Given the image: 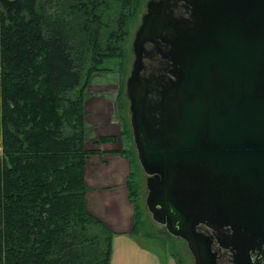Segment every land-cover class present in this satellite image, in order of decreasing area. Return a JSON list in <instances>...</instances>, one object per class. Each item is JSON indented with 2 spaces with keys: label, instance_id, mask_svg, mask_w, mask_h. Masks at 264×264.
<instances>
[{
  "label": "water",
  "instance_id": "95a60500",
  "mask_svg": "<svg viewBox=\"0 0 264 264\" xmlns=\"http://www.w3.org/2000/svg\"><path fill=\"white\" fill-rule=\"evenodd\" d=\"M148 3L126 82L147 207L194 264H264V0ZM169 60L149 69L146 46ZM206 226L214 232L200 231Z\"/></svg>",
  "mask_w": 264,
  "mask_h": 264
},
{
  "label": "trees",
  "instance_id": "16d2710c",
  "mask_svg": "<svg viewBox=\"0 0 264 264\" xmlns=\"http://www.w3.org/2000/svg\"><path fill=\"white\" fill-rule=\"evenodd\" d=\"M144 3L0 0V264H111L116 232L86 208V93L107 60L126 57ZM121 127L139 237L137 158Z\"/></svg>",
  "mask_w": 264,
  "mask_h": 264
},
{
  "label": "rangeland",
  "instance_id": "374dc122",
  "mask_svg": "<svg viewBox=\"0 0 264 264\" xmlns=\"http://www.w3.org/2000/svg\"><path fill=\"white\" fill-rule=\"evenodd\" d=\"M144 5L140 11V17L131 24V33L128 37L127 42L125 43V49L127 52L126 57L124 59L116 58L107 60L104 63L103 67L105 69H109V72H101L93 75V82L91 81V83L89 84L88 88L90 89V92H88L87 90V100L85 102L86 104L87 102L91 103L93 100L95 101L93 95H99L101 97L103 96V102L105 104L102 105L105 107L102 109L108 111L109 107H114V102L116 98L115 96L119 95L118 103L120 111L118 116L120 124L122 125V123H124V118L127 119L131 133L132 128L130 122V103L126 96V81L130 76L131 67L134 62L132 42L135 37L136 30L140 26L141 17L145 12ZM89 105L88 110L91 111L92 108L89 107ZM96 109L97 108L95 107L94 112H96ZM86 110L87 106L85 109V116ZM114 111L115 109L113 110V112ZM94 112L93 114H95ZM1 119L2 116L0 101V161L2 159ZM119 138V142L120 144H122V135H119ZM123 143V148H125L126 144L124 141ZM131 147L132 150L134 149L137 158L135 169L137 171L136 181L138 183L137 185L139 192V205L142 208L144 219L147 225L145 229L142 230V233L139 235V237H135V239L133 240H128L127 236H119L118 240H115L113 242V255L111 264H194L193 255L189 251L187 244L183 240L178 239L176 237L163 236L161 234L162 230L160 229V224L154 221L152 214L146 204L148 196L146 176L138 159V152L133 140V135L131 139ZM227 259V256L224 254L222 256V259L219 260V264H224V260Z\"/></svg>",
  "mask_w": 264,
  "mask_h": 264
},
{
  "label": "crops",
  "instance_id": "0c3cea01",
  "mask_svg": "<svg viewBox=\"0 0 264 264\" xmlns=\"http://www.w3.org/2000/svg\"><path fill=\"white\" fill-rule=\"evenodd\" d=\"M89 90L88 88V92ZM93 96L95 101L85 104V109L87 106L85 147L87 150L95 151L89 155L85 169L86 208L90 214L102 220L116 232L113 242L118 240L119 236H127L128 240H133L135 239L132 234L135 227V209L130 202L128 188L131 164L122 154L123 141L122 144L119 142V135H121L118 116L119 95L115 96L114 107H109L108 111L102 109L105 107L102 105L105 104L104 97ZM88 105L92 108L91 111L88 110ZM95 107L96 112H94ZM104 137H116L118 140L101 143L100 140Z\"/></svg>",
  "mask_w": 264,
  "mask_h": 264
},
{
  "label": "flooded vegetation",
  "instance_id": "af4514ba",
  "mask_svg": "<svg viewBox=\"0 0 264 264\" xmlns=\"http://www.w3.org/2000/svg\"><path fill=\"white\" fill-rule=\"evenodd\" d=\"M150 2L155 3V4L169 3V4H171V9L174 12V16H176V17H188L189 16V5H187L186 1H184V0H146V3L144 5L145 6V12L143 13V15L146 13L147 5ZM146 48L150 53V56L147 57L145 60V64H146L147 68L158 70V69H164L165 67L168 66L169 60H167L166 58L163 57L162 53L160 52L158 45H156L154 43H149L146 46ZM160 229L162 230L161 234L163 236H166V237L172 236L168 232L166 225L160 224ZM200 231H202L208 235L214 234V232L206 226H201ZM173 237H176V236H173ZM176 238H178V237H176ZM214 241L215 242H214L213 248L219 254V258H218V263H219L220 262L219 260L222 259V256L224 254L228 255L229 251L221 249L220 246L218 245L217 241L216 240H214Z\"/></svg>",
  "mask_w": 264,
  "mask_h": 264
}]
</instances>
